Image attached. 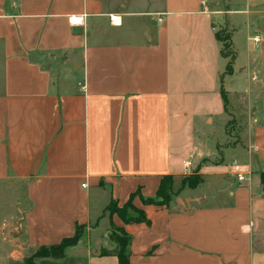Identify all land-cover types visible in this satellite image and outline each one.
Returning <instances> with one entry per match:
<instances>
[{"label":"crops","instance_id":"obj_1","mask_svg":"<svg viewBox=\"0 0 264 264\" xmlns=\"http://www.w3.org/2000/svg\"><path fill=\"white\" fill-rule=\"evenodd\" d=\"M193 171L134 197L149 222L107 211ZM113 223L130 264H264V0H0V264L77 225L35 262L120 264Z\"/></svg>","mask_w":264,"mask_h":264},{"label":"trees","instance_id":"obj_2","mask_svg":"<svg viewBox=\"0 0 264 264\" xmlns=\"http://www.w3.org/2000/svg\"><path fill=\"white\" fill-rule=\"evenodd\" d=\"M217 39L221 41L220 34L216 33ZM232 45V43H231ZM222 54L224 52L222 49ZM235 57L234 50L230 53ZM233 68H231L232 72ZM222 94L224 96L225 105H228V96L227 92L223 89ZM203 182V176L195 172L194 175H186L182 178L181 188L175 190L174 188V176L165 175L160 181V185L155 197H145L142 195L140 190L134 192L129 200L122 206L118 204L116 200H112L107 206V211L111 215L117 214L124 223H140V222H149L145 211L141 208H138L134 205L133 199L137 195L140 197L141 201L145 205L154 204L161 206H168L172 201L174 196H177L180 193V190L184 187L195 188ZM111 238L116 243V247L112 250L103 249V254L114 253L118 256L120 264H130V252L129 244L131 241V236L126 233L122 227L116 226L114 223L111 225ZM84 226L77 225L76 232L73 236L63 238L59 243L53 245H42L40 246L32 255L26 257L21 264H37L35 262L36 257H63L66 253L68 247L76 245L80 238L83 235Z\"/></svg>","mask_w":264,"mask_h":264},{"label":"rangeland","instance_id":"obj_3","mask_svg":"<svg viewBox=\"0 0 264 264\" xmlns=\"http://www.w3.org/2000/svg\"><path fill=\"white\" fill-rule=\"evenodd\" d=\"M221 7H222L221 9H223V10H221L220 12H228V10L226 11L225 6H221ZM217 17H219V15H217ZM217 17H215L216 23H217V20H218ZM217 28H218L217 29V33L220 34V39H221L220 42H221L222 49H223V52H224V57L226 59L225 60L226 65H225L224 72H223V75H222L223 78H224L225 75H230L231 74V68H233V61H234V59H233V56L230 55V53L233 50V47L231 45L232 31H231V28L226 23H220L219 24V22H218L217 23ZM240 136H241V140H242V138H244V134L241 133ZM195 172L196 171H193L191 173V175H194ZM108 213H109V211H108ZM36 250H37V248H35V249L33 248L32 254Z\"/></svg>","mask_w":264,"mask_h":264},{"label":"water","instance_id":"obj_4","mask_svg":"<svg viewBox=\"0 0 264 264\" xmlns=\"http://www.w3.org/2000/svg\"><path fill=\"white\" fill-rule=\"evenodd\" d=\"M72 32L74 34H82L83 33V27H81L80 25L73 26Z\"/></svg>","mask_w":264,"mask_h":264},{"label":"built area","instance_id":"obj_5","mask_svg":"<svg viewBox=\"0 0 264 264\" xmlns=\"http://www.w3.org/2000/svg\"><path fill=\"white\" fill-rule=\"evenodd\" d=\"M252 40L257 43L261 40V38L259 37V35H254L252 37ZM190 165H191V161H189V160L186 161V166L189 167ZM239 179H242V178L239 176Z\"/></svg>","mask_w":264,"mask_h":264}]
</instances>
